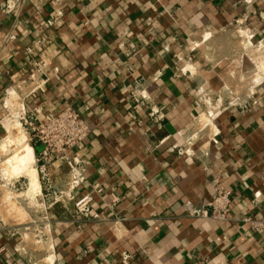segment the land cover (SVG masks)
I'll return each instance as SVG.
<instances>
[{
    "label": "crops",
    "instance_id": "1",
    "mask_svg": "<svg viewBox=\"0 0 264 264\" xmlns=\"http://www.w3.org/2000/svg\"><path fill=\"white\" fill-rule=\"evenodd\" d=\"M4 1L0 141L13 87L27 118L70 106L91 128L68 152L85 176L74 190L68 160L29 142L50 203V264H264V231L242 221L264 218V83L240 103L221 99L244 67L233 56L241 32L250 46L264 37V0H27L12 13ZM216 109L214 130L196 131ZM218 178L233 192L229 219L190 216L185 204L206 205ZM93 191L91 216L78 214ZM2 219L0 264H36Z\"/></svg>",
    "mask_w": 264,
    "mask_h": 264
},
{
    "label": "bare ground",
    "instance_id": "2",
    "mask_svg": "<svg viewBox=\"0 0 264 264\" xmlns=\"http://www.w3.org/2000/svg\"><path fill=\"white\" fill-rule=\"evenodd\" d=\"M205 39L206 42H209L211 35L207 34ZM223 40L224 39L221 41L223 42ZM250 40V34L246 31H242L240 39L234 45L236 54L233 56L237 57L236 60L241 63L242 57L246 56L254 63V67L252 70L245 73L239 69L232 76L227 78L225 93H229L228 97L230 98L228 99H231L229 103H236L249 98L255 92L256 87L264 82V41L260 42L258 45L250 46ZM220 56H222V54ZM222 57H224V55ZM27 87H29V85ZM22 88L24 89V87ZM6 99L5 106L9 111V115L6 116L3 121L7 130V135L0 141V154H2V158H0V180L1 178L9 180L18 176H25L28 178L29 183L28 189L20 195L18 194V197L16 195L2 197L3 200L0 202V215L8 223L18 225L25 224L27 221H32H29L30 218L27 217V215L30 214L27 210L28 207L27 209H25V206L23 208L22 203L18 201L17 198H21L22 201L27 199L28 201V199L30 200L31 198L39 196L42 193V187L38 177V169L35 165L36 158L33 147L30 146V143L28 144L29 137L20 123V115L25 111V103H23V99L15 87L8 90ZM219 112L220 110L216 109L212 112L201 113L196 122V131L198 130L205 134L213 131L214 119L218 116ZM29 202H31V200ZM34 203L37 204L36 202ZM29 205L31 206V204H28V206ZM3 209L5 210L4 213ZM4 214L8 215L5 216ZM23 230H25V232L23 234L22 248L27 250L32 248L37 251L39 250L40 252L35 251L37 252L35 257L38 259V264H50L52 262V254L50 252L51 244L44 240L35 239L34 235L36 234L32 228L27 227ZM39 233H42L41 229ZM45 233H47V231ZM33 254L35 255V253Z\"/></svg>",
    "mask_w": 264,
    "mask_h": 264
},
{
    "label": "built area",
    "instance_id": "3",
    "mask_svg": "<svg viewBox=\"0 0 264 264\" xmlns=\"http://www.w3.org/2000/svg\"><path fill=\"white\" fill-rule=\"evenodd\" d=\"M26 1L5 0L3 3L4 11L6 13L20 11L24 4H26ZM55 25L56 20L50 18L46 26L53 27ZM13 38L14 36H11L9 40ZM36 44L40 45L41 40L36 41ZM40 66L41 68L45 67V62L41 61ZM140 96L141 94L139 92L134 94L136 101H139L138 98ZM23 119L29 130V141L44 145L42 157L47 161H53L55 159L68 160L74 176L71 182V188L74 190L79 187L85 181L84 170H82V166L76 159H68V152L80 146L89 137L91 128L87 121L70 106L57 114L47 116L45 121L37 117L27 118L24 116ZM96 190L100 191L95 187L94 191ZM94 191L84 194L75 201V209L78 214L85 217L91 216V203L94 199ZM232 197V190L224 186L218 178L211 201L201 208L195 207L192 202H187L185 206L190 216L216 221H227L229 219ZM242 221L254 232L264 231V218L246 216Z\"/></svg>",
    "mask_w": 264,
    "mask_h": 264
},
{
    "label": "rangeland",
    "instance_id": "4",
    "mask_svg": "<svg viewBox=\"0 0 264 264\" xmlns=\"http://www.w3.org/2000/svg\"><path fill=\"white\" fill-rule=\"evenodd\" d=\"M237 36V34L235 33L234 34V37H236ZM239 39V38H238ZM262 41H264V37H262V38H253V40H252V42H253V44L254 45H258L260 42H262ZM242 63V62H241ZM235 64L237 65V62H235ZM235 64L233 63V66H235ZM243 65H244V67H243V69L241 70L242 72H246V71H250V70H252L253 69V67H254V63H252L251 62V59L250 58H248V57H244V59H243V63H242ZM237 68H238V65H237ZM226 83V82H225ZM264 83V82H263ZM262 83V84H263ZM225 91H226V88H225ZM225 91H224V93H223V96L221 97V99L222 98H225L226 100L228 99V98H230V97H228V95H229V93L228 94H226L225 93ZM7 100V99H6ZM231 101V99H228V102H230ZM241 101H239V102H236V103H240ZM236 103H230V104H236ZM8 110V109H7ZM24 112V111H23ZM9 115V111H6V115H5V118H6V116H8ZM21 117H20V123H21V125H22V127H23V129H24V131L27 133V135H28V137H29V130H28V128H27V126H26V124H25V122H24V119H23V117H24V113H22L21 115H20ZM6 135V134H5ZM29 140H28V144H29ZM31 146V145H30ZM0 158H2V154H0ZM0 161H1V159H0ZM39 173V172H38ZM38 177H39V175H38ZM40 179V178H39ZM28 178L27 177H25V176H18V177H15V178H11V179H2L1 178V180H0V197L2 198V197H6V196H9V195H16L17 197H18V194L20 195L22 192H25L27 189H28ZM40 183H41V181H40ZM10 193V194H9ZM41 195V196H40ZM39 196H36V197H34V198H31L30 200H31V202H29L30 200L28 199V201H27V199L24 201H22V199L21 198H17L18 199V201H20L21 203H22V206H23V208H24V206H25V209H27V207H28V211L30 212V214H28L27 215V217L28 218H30V220L29 221H32V222H28L27 221V223H25V224H18L17 225V230L19 231V236H20V241H23V234H24V232H25V230H23V229H25V228H27V227H30V228H32L33 229V231L35 232V234L36 235H34V238L35 239H37V240H44V241H46V242H48V236H46V231L50 228L49 227V221H48V219H46L47 218V216H48V214L47 213H49L48 212V210H49V204L50 203H48L47 201L45 202V197L42 195V193L40 194ZM0 198V199H1ZM2 200H3V198L0 200V202H2ZM27 201V202H26ZM38 201V202H37ZM32 202H33V204H32ZM34 202H36L37 204H35ZM4 203V202H3ZM27 204V205H26ZM28 204H31V206L29 205L28 206ZM35 205H37V206H35ZM34 206V207H33ZM30 207V208H29ZM33 207V208H32ZM35 207H36V209H35ZM38 207H40V208H38ZM38 209H40V210H38ZM31 210V211H30ZM5 212V210L3 209V213ZM43 214H46V215H43ZM5 216H7L8 214H4ZM26 219V218H25ZM15 225V224H14ZM37 228V229H36ZM45 228V229H44ZM35 229V230H34ZM40 229L42 230V233H39V231H40ZM43 230H45V231H43ZM48 233V232H47ZM22 248V247H21ZM23 249V248H22ZM21 249V250H22ZM25 251H29V252H27V254L29 255V256H31L33 253H35V255L34 256H36L37 254V250L36 249H34V248H32V249H25ZM32 251V252H31ZM35 251H37V252H35ZM30 252H31V254H30ZM36 261L38 260V259H36V258H34ZM34 261V260H33ZM38 262H36V264H37Z\"/></svg>",
    "mask_w": 264,
    "mask_h": 264
}]
</instances>
